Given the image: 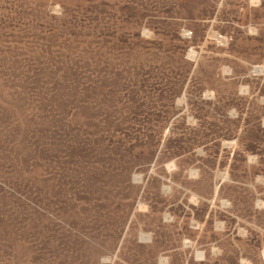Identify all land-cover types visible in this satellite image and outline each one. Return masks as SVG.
I'll return each instance as SVG.
<instances>
[{
	"label": "rangeland",
	"instance_id": "1",
	"mask_svg": "<svg viewBox=\"0 0 264 264\" xmlns=\"http://www.w3.org/2000/svg\"><path fill=\"white\" fill-rule=\"evenodd\" d=\"M0 264H264V0H0Z\"/></svg>",
	"mask_w": 264,
	"mask_h": 264
}]
</instances>
